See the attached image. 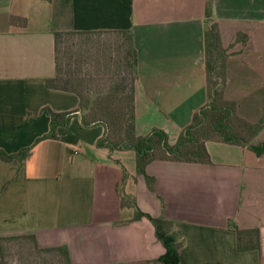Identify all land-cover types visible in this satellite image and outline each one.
<instances>
[{"label":"crops","instance_id":"obj_1","mask_svg":"<svg viewBox=\"0 0 264 264\" xmlns=\"http://www.w3.org/2000/svg\"><path fill=\"white\" fill-rule=\"evenodd\" d=\"M209 1L231 53L225 96L262 125L253 142H263L264 0H0V147L18 152L47 133L45 108L79 107L75 92L45 82L55 75L54 32L67 30L133 32L137 132L160 128L176 142L207 101ZM105 131L85 126L79 113L27 159H0V234L67 246L72 264H163L166 248L147 217L134 219L135 202L175 221L181 264H264V153L207 141L210 163L150 162V188L134 150L97 145ZM123 195L130 199L124 206ZM233 224L259 228L260 248L239 251Z\"/></svg>","mask_w":264,"mask_h":264},{"label":"trees","instance_id":"obj_2","mask_svg":"<svg viewBox=\"0 0 264 264\" xmlns=\"http://www.w3.org/2000/svg\"><path fill=\"white\" fill-rule=\"evenodd\" d=\"M212 8L207 3L206 16L209 26L204 32V52L207 83V101L196 110L191 122L183 128L176 142L171 143L168 133L154 128L141 135L136 129V81L138 78V54L131 30H116L118 44L107 51L104 60L97 67V74L83 73L73 67L64 46L68 35L82 36L102 31H55V75L45 79L50 88L75 92L79 98V107L74 110L57 112L47 107L51 115L50 130L37 138L34 144L23 147L18 152L9 153L0 147V159L12 161L27 159L34 146L47 138H58L60 125H68L75 115L82 118L85 126L103 124L104 135L97 141L99 147L110 152L116 150H134L137 171L144 174L148 185L153 188L154 177L147 173V165L154 160H174L185 162L210 163L211 155L207 141H217L248 147L257 155L264 153V141L254 143L253 139L262 129V125L251 122L238 113L235 100L225 96L227 83V60L231 53L222 43L219 26L211 19ZM245 34H239L244 40ZM99 75V77L95 76ZM103 75H109L104 78ZM130 199L122 197V205ZM134 219L147 217L155 227L157 238L166 248L159 260L163 264H181L180 250L184 238L177 232L175 221L166 217H155L141 210L136 203ZM237 233L239 251L260 248L259 228H240L233 224ZM30 238L32 247L51 253L63 264H72L67 246L40 247L34 234H0L1 257L5 254V242ZM3 264H6L3 262Z\"/></svg>","mask_w":264,"mask_h":264},{"label":"rangeland","instance_id":"obj_3","mask_svg":"<svg viewBox=\"0 0 264 264\" xmlns=\"http://www.w3.org/2000/svg\"><path fill=\"white\" fill-rule=\"evenodd\" d=\"M102 33H91L82 36L68 35L64 38V46L68 56L73 61V67L81 69L83 73L97 74V67L106 57L107 51L115 47L117 40L116 30H101ZM99 77V75H95ZM109 76V75H108ZM103 75L104 78L108 77ZM5 254L2 258L6 264H63L58 261L60 255L39 251L32 247L30 238L6 241Z\"/></svg>","mask_w":264,"mask_h":264}]
</instances>
